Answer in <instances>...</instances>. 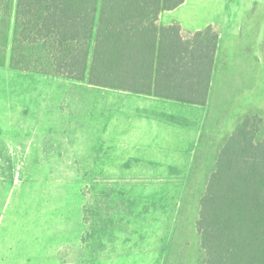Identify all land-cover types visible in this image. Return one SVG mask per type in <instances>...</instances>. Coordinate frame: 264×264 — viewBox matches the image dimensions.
Here are the masks:
<instances>
[{"label": "rangeland", "instance_id": "rangeland-1", "mask_svg": "<svg viewBox=\"0 0 264 264\" xmlns=\"http://www.w3.org/2000/svg\"><path fill=\"white\" fill-rule=\"evenodd\" d=\"M220 1H196L194 14L215 13ZM13 24L12 11L8 46ZM9 54L0 49V264H203L200 199L220 148L246 116L230 110L205 126L185 179L149 178L153 171L105 178L102 169L122 166L87 146L91 87L12 69ZM257 116L261 139L264 114Z\"/></svg>", "mask_w": 264, "mask_h": 264}, {"label": "trees", "instance_id": "trees-1", "mask_svg": "<svg viewBox=\"0 0 264 264\" xmlns=\"http://www.w3.org/2000/svg\"><path fill=\"white\" fill-rule=\"evenodd\" d=\"M184 0H0L1 57L12 69L205 105L218 30L159 15ZM14 8V10H13ZM13 11L12 41L8 46ZM246 116L218 152L196 222L203 264H264V136Z\"/></svg>", "mask_w": 264, "mask_h": 264}, {"label": "crops", "instance_id": "crops-1", "mask_svg": "<svg viewBox=\"0 0 264 264\" xmlns=\"http://www.w3.org/2000/svg\"><path fill=\"white\" fill-rule=\"evenodd\" d=\"M196 1L203 0H184L178 7L161 12L159 22L162 25L177 22L186 32L208 25L217 28L218 43L205 105L77 80L91 87V138L87 146L92 152L97 149L104 159L114 157L122 166L112 174L107 168L102 169L108 172L105 178L139 179L144 178V171H153L156 174H147L149 178L185 179L205 126L211 127L230 110L240 117L264 114V92L260 94L264 84V0H221L219 10L203 18L194 14ZM2 151L0 133V159ZM65 156L63 152L57 155ZM130 171L135 174L126 175Z\"/></svg>", "mask_w": 264, "mask_h": 264}]
</instances>
